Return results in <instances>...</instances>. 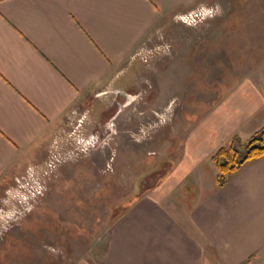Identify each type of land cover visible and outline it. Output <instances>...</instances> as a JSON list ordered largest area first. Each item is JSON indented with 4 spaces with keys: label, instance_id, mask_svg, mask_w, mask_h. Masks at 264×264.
Instances as JSON below:
<instances>
[{
    "label": "crops",
    "instance_id": "crops-1",
    "mask_svg": "<svg viewBox=\"0 0 264 264\" xmlns=\"http://www.w3.org/2000/svg\"><path fill=\"white\" fill-rule=\"evenodd\" d=\"M204 6L216 10L210 42L224 31L222 17L264 15V0H0V183L41 157L61 117L88 109L91 92L123 89L137 48L162 22ZM205 29L195 27L200 51ZM257 31L258 61L248 57L219 78L210 72L209 94L222 98L174 125L185 135L170 169L114 220L103 250L76 264H264V157L223 187L211 162L232 137L245 142L264 127V24ZM215 48L209 62L230 64ZM41 240L7 233L0 264H56Z\"/></svg>",
    "mask_w": 264,
    "mask_h": 264
},
{
    "label": "rangeland",
    "instance_id": "rangeland-1",
    "mask_svg": "<svg viewBox=\"0 0 264 264\" xmlns=\"http://www.w3.org/2000/svg\"><path fill=\"white\" fill-rule=\"evenodd\" d=\"M182 17L162 22L139 45L122 76L123 89L118 82L91 92L88 109L74 107L61 117L41 157L3 177L0 247L7 233L37 232L42 246L54 250L56 264L94 258L114 220L174 163L185 135L174 125L197 119L222 98L209 94L210 72L225 74L248 57L258 61L251 53L264 15L222 17L224 31L212 42L208 25L214 16L191 25ZM201 24L207 28L202 51L195 41ZM214 46L230 64L209 62ZM199 51L206 63L198 62Z\"/></svg>",
    "mask_w": 264,
    "mask_h": 264
},
{
    "label": "trees",
    "instance_id": "trees-1",
    "mask_svg": "<svg viewBox=\"0 0 264 264\" xmlns=\"http://www.w3.org/2000/svg\"><path fill=\"white\" fill-rule=\"evenodd\" d=\"M264 96V83H263ZM264 157V127L256 131L247 141L234 136L211 157L217 170L216 184L223 187L228 178L248 161Z\"/></svg>",
    "mask_w": 264,
    "mask_h": 264
},
{
    "label": "built area",
    "instance_id": "built-area-1",
    "mask_svg": "<svg viewBox=\"0 0 264 264\" xmlns=\"http://www.w3.org/2000/svg\"><path fill=\"white\" fill-rule=\"evenodd\" d=\"M215 14H216L215 8L206 9V8L200 7V8L194 9L193 11H190L186 16L183 15L182 20L184 21V23L188 25L198 24L203 19L202 17L204 16L213 17L215 16ZM67 155L69 157L70 154H67ZM50 164L52 163L50 162Z\"/></svg>",
    "mask_w": 264,
    "mask_h": 264
}]
</instances>
